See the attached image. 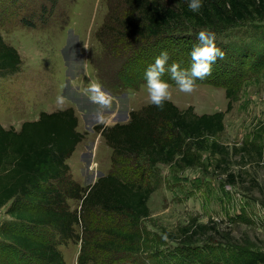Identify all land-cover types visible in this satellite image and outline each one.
<instances>
[{
    "label": "rangeland",
    "instance_id": "obj_1",
    "mask_svg": "<svg viewBox=\"0 0 264 264\" xmlns=\"http://www.w3.org/2000/svg\"><path fill=\"white\" fill-rule=\"evenodd\" d=\"M178 2L171 5L177 7ZM125 15L119 0H0V35L21 59L18 73L0 76L1 125L18 130L40 112L72 108L83 134L67 160L73 181L91 186L113 168L134 182H140V171L146 173L154 191L147 200L148 216L136 228L143 238L142 251L120 253L105 264H264V22L249 19L213 29L187 23L173 30L171 36L197 40L199 31H213L223 58L236 60L240 49L250 54L245 56L241 88L224 115V130L196 143L187 139V161L176 157L150 168L122 156L112 167V148L95 127L125 124L131 112L150 104L146 83L133 89L120 86L118 58L104 57L109 46L119 42L112 30L119 26L112 22ZM97 82L110 94V105L91 99L90 86ZM170 91L168 101L179 110L192 107L197 115L226 110L223 88L196 84L185 93L175 85ZM212 142L224 146L228 155L213 154ZM68 205L79 210L80 202L71 199ZM8 206L0 209V225L10 220ZM94 214L95 225L87 233L77 224L73 237L58 246L65 264H77L82 241L106 239L99 229L94 231L102 227L96 222L99 213ZM188 227L192 231H185ZM4 246L0 238V252ZM95 256L103 261L110 257ZM98 263L93 259L87 264Z\"/></svg>",
    "mask_w": 264,
    "mask_h": 264
},
{
    "label": "trees",
    "instance_id": "obj_2",
    "mask_svg": "<svg viewBox=\"0 0 264 264\" xmlns=\"http://www.w3.org/2000/svg\"><path fill=\"white\" fill-rule=\"evenodd\" d=\"M119 1L126 13L112 22L119 26L118 30L112 28L119 42L109 46L104 57L118 58L120 68L116 73L122 69L117 79L120 86L130 89L146 83L144 71L162 50L169 52V64L175 61L183 68L191 66L190 51L198 40L171 36L182 25L213 29L249 19L264 22V0H203L199 12L188 7L189 0H180L177 7L171 5L173 0H164L167 4L162 0ZM239 52L236 60L217 58L212 73L197 81L224 89L228 100L224 112L197 115L192 107L182 111L167 100L162 109L150 103L131 112L125 124L97 125L95 129L112 148V167L122 156L141 160L150 168L172 163L176 157L187 161L183 151L187 139L196 143L221 133L224 115L241 88L245 56H250L241 49ZM20 65L17 50L0 35V76L18 73ZM164 78L170 86L176 85L170 73L166 72ZM82 139L72 108L40 112L36 120L23 122L18 130L6 129L0 123V209L9 205L5 213L10 219L0 225V238L5 242L0 264H65L58 246L73 237L77 224L87 233L90 225H95L92 219L96 211L100 215L96 222L103 228L94 231L99 229L106 239L82 241L77 264L93 259L105 264L120 253L135 255L142 251L143 238L136 228L148 216L147 200L154 186L144 172L138 174L140 182H134L113 168L91 186L81 187L71 179L67 160ZM210 149L220 158L228 155L216 142ZM260 155L264 158V149ZM71 199L80 202L79 210L70 209ZM117 219L126 221V225H119ZM186 229L192 231V227ZM97 253L110 257L103 261L95 256Z\"/></svg>",
    "mask_w": 264,
    "mask_h": 264
},
{
    "label": "clouds",
    "instance_id": "obj_3",
    "mask_svg": "<svg viewBox=\"0 0 264 264\" xmlns=\"http://www.w3.org/2000/svg\"><path fill=\"white\" fill-rule=\"evenodd\" d=\"M203 0H189L188 7L194 12H199ZM226 6L230 7V4ZM198 43L194 44L191 51V66L183 68L179 62L169 64L170 54L162 50L144 71L149 102L158 108H163L172 93L170 83L164 78L165 73H170L171 79L175 81L179 90L190 93L194 90L197 81L202 80L212 73L213 65L217 58H223L224 51L215 43V33L211 30H201L197 34ZM91 99L101 105L108 106L111 103V96L103 90L100 83H93L90 86Z\"/></svg>",
    "mask_w": 264,
    "mask_h": 264
},
{
    "label": "crops",
    "instance_id": "obj_4",
    "mask_svg": "<svg viewBox=\"0 0 264 264\" xmlns=\"http://www.w3.org/2000/svg\"><path fill=\"white\" fill-rule=\"evenodd\" d=\"M101 174H102V172H101Z\"/></svg>",
    "mask_w": 264,
    "mask_h": 264
},
{
    "label": "water",
    "instance_id": "obj_5",
    "mask_svg": "<svg viewBox=\"0 0 264 264\" xmlns=\"http://www.w3.org/2000/svg\"><path fill=\"white\" fill-rule=\"evenodd\" d=\"M102 176V175H101Z\"/></svg>",
    "mask_w": 264,
    "mask_h": 264
}]
</instances>
